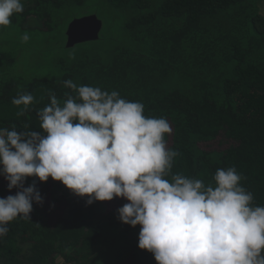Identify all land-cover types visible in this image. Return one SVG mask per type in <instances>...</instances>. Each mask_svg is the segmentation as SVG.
I'll use <instances>...</instances> for the list:
<instances>
[{"label": "trees", "instance_id": "1", "mask_svg": "<svg viewBox=\"0 0 264 264\" xmlns=\"http://www.w3.org/2000/svg\"><path fill=\"white\" fill-rule=\"evenodd\" d=\"M21 2L23 12L0 27V127L40 131L36 111L49 92L61 103L75 96L67 79L117 91L141 102L145 116L167 119L173 175L207 185L217 169L235 167L264 205V0ZM89 15L102 21L99 37L66 46L69 22ZM23 93L34 102L18 116L11 100ZM33 180L44 203H33L30 220L10 223L0 264H157L138 247L141 226L118 218L126 199L87 204L51 177L24 186ZM7 185L0 175V198L16 194Z\"/></svg>", "mask_w": 264, "mask_h": 264}, {"label": "clouds", "instance_id": "2", "mask_svg": "<svg viewBox=\"0 0 264 264\" xmlns=\"http://www.w3.org/2000/svg\"><path fill=\"white\" fill-rule=\"evenodd\" d=\"M21 0H0V27L22 13ZM23 42L29 40L25 33ZM75 96L36 111L40 131L28 124L0 127V175L15 195L0 198V240L11 222L30 220L33 203L44 200L36 181H60L86 203L124 198L119 220L140 225L138 247L157 264H264V205L242 186L235 167L217 169L213 183L172 174L178 152L167 146L166 118L147 117L144 105L117 91L63 81ZM34 96L18 94L11 103L24 115ZM20 106H23L22 108ZM171 176L170 179L167 177Z\"/></svg>", "mask_w": 264, "mask_h": 264}, {"label": "water", "instance_id": "3", "mask_svg": "<svg viewBox=\"0 0 264 264\" xmlns=\"http://www.w3.org/2000/svg\"><path fill=\"white\" fill-rule=\"evenodd\" d=\"M69 23L66 30V46L95 40L99 37L102 28V21L96 15L75 18Z\"/></svg>", "mask_w": 264, "mask_h": 264}, {"label": "rangeland", "instance_id": "4", "mask_svg": "<svg viewBox=\"0 0 264 264\" xmlns=\"http://www.w3.org/2000/svg\"><path fill=\"white\" fill-rule=\"evenodd\" d=\"M261 11L264 12V4L261 5ZM70 24V23H69ZM28 25H35V22L33 20H28ZM63 194V192H60L59 195Z\"/></svg>", "mask_w": 264, "mask_h": 264}]
</instances>
